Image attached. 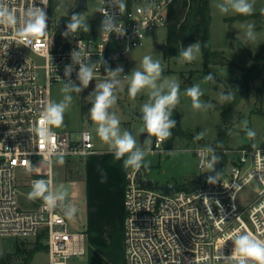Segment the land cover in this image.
I'll return each instance as SVG.
<instances>
[{"label":"built area","instance_id":"1","mask_svg":"<svg viewBox=\"0 0 264 264\" xmlns=\"http://www.w3.org/2000/svg\"><path fill=\"white\" fill-rule=\"evenodd\" d=\"M175 1L124 0L126 8L118 17L124 35L101 33V26L89 22L88 32L80 29L65 38L59 35L61 21L55 23L50 15L51 0H0V6L16 18L15 24L0 23V238L40 241L47 248V264H70L72 258L87 256V233L73 228L76 215L69 220L60 207L49 208L40 199L29 200L27 194L36 180H45L53 192L61 156L65 162L84 161L100 152L89 130L72 133L51 126L49 134L41 136L39 130L49 126L41 124L40 114L52 102V85L80 83V65L70 58L73 49L93 66L94 78H108L104 62L113 70L122 66L123 78L128 74V53L142 47L149 33L169 25ZM98 2L101 21L105 10H116L108 0ZM29 8H46L43 32L26 30ZM32 54L45 59V82L39 79L40 67ZM66 65H72L67 77ZM153 138L151 152H163L168 139L157 146ZM201 148L194 152L205 175L186 188L170 186L166 193L152 185L145 188L138 180L141 168H130L125 193L126 264H236L235 235L247 233L264 241V149L214 146L225 167L217 180L205 185L215 165L207 167L211 154ZM19 169L28 181L20 179ZM245 195L251 197L243 201Z\"/></svg>","mask_w":264,"mask_h":264},{"label":"rangeland","instance_id":"2","mask_svg":"<svg viewBox=\"0 0 264 264\" xmlns=\"http://www.w3.org/2000/svg\"><path fill=\"white\" fill-rule=\"evenodd\" d=\"M77 0H51L50 15L55 23L62 19L69 21L75 9ZM218 0H209L211 9V48L213 52L222 53L227 61L233 65L212 64L211 71L215 78V83L205 82L204 77L208 74L204 71L205 59L203 47L197 59L191 63L182 62L180 57L168 56L164 58L159 46L167 44L168 26L159 27L149 33L145 39L144 45L132 49L126 60L127 73L129 74L134 68H139L142 58L150 55L154 60H159L163 75L176 80L180 84V103L173 112V119L177 121L176 127H181L188 137H178L175 139L172 148L167 147V143L162 147L163 152H151L154 147V138L148 137L145 145H141V131L143 123L135 119L130 113L126 112L124 107L141 110L142 105L147 102L148 95L146 92L138 94L135 100L129 98L127 93V81H123L121 76L117 77L124 83V90H116V104L109 110L114 112L120 119L121 130H127L133 134L137 140L138 146H142L146 151L150 149L145 157L146 162H150L148 167H141L144 180L152 181L153 187L174 186L185 187L197 184L204 173L199 170V158L196 156L194 149L198 147L216 144L219 135L230 127L231 135L226 147L229 148H263L264 149V92L260 100L258 89L264 87V79L256 81L251 93L245 97L236 109L233 122L228 126L223 122L221 111L218 109L219 94L230 89L236 81L252 65L253 55L258 53L260 47L264 45V0H255L254 12L247 19H236L243 15L229 12L221 14L216 8ZM83 19L82 23L94 22L101 26L99 15L98 0H88V10L78 13ZM248 24L254 25L256 39L247 42L245 32ZM238 40L243 43L247 50H243L238 45ZM36 64L40 67L38 71L39 79L45 82V59L32 54ZM215 62H218L217 60ZM106 78H94L88 88L80 93H71L73 99L64 114V121L60 127H54L58 131H68L78 133L82 130H89L93 134L96 148L100 151H110L109 146L103 143L95 132V125L88 116V110L91 107L90 93L95 86L103 82ZM80 84V83H79ZM79 84H76L79 86ZM199 84L203 91L201 100L205 103H211L212 108L194 110L192 108L191 98L184 94V90L192 85ZM63 84H54L51 87L52 102H59L63 99ZM247 121V127L254 130L256 136L249 139L245 134L242 122ZM206 130V135L201 140H196L197 133ZM150 141V143H149ZM72 171L71 175L69 174ZM20 179L27 180V176L19 169ZM28 181V180H27ZM73 185L72 182H76ZM66 190L68 193L67 204L74 205L77 209L76 218L73 219V228L85 232L87 230V190L85 182L84 161H70L60 164L56 162L55 178L53 192ZM74 196V197H73ZM251 195L242 198L247 200ZM26 242V248L34 247V240L22 241L14 238H0V254L11 255L13 260L20 258L15 255L16 244ZM48 255L46 250L38 253L32 264H47ZM70 264H88V257H75L70 259Z\"/></svg>","mask_w":264,"mask_h":264},{"label":"clouds","instance_id":"3","mask_svg":"<svg viewBox=\"0 0 264 264\" xmlns=\"http://www.w3.org/2000/svg\"><path fill=\"white\" fill-rule=\"evenodd\" d=\"M46 3V0H44ZM109 6L116 9L115 11H104V19L101 21L100 32L106 34L124 35L125 29L119 24V14L122 13L126 4L124 0H108ZM255 0H218L216 8L221 14L229 12L240 15H252L254 12ZM264 14V9H261ZM26 30L33 31L38 29V32H43L47 24L46 8H29L25 13ZM82 18L79 14H73L71 19L66 22L65 31L62 32L63 37H68L70 33L74 34L82 29L84 32L90 30L89 25L82 23ZM15 24L16 18L8 9L0 6V23ZM247 42H252L256 39L254 25L248 24L245 32ZM201 51L199 42L189 44L183 47L178 55L182 62L191 63L195 61ZM70 58L75 64H79V72L77 79L80 84L64 83L62 92L63 99L59 102H49L45 109L40 114L42 125L49 126L41 128V136L49 134L50 127H60L64 121L65 111L72 102L71 93H80L88 88L90 82L94 79V68L90 63L85 62V58L78 49H73L70 52ZM107 77L103 82L97 84L90 96L91 107L88 110V116L95 125V132L99 139L109 146V150L116 160L123 159V167L139 170L142 166L147 168L150 162L145 161L148 155L142 146H138L136 138L127 130L122 131L120 119L114 112L109 110L116 104V90H124L123 81H127V93L130 99L135 100L138 94L146 92L148 100L141 107V119L143 127L141 132H146L149 137H155L157 146L163 141L169 139L172 135V129L176 127L177 121L173 119V112L180 103V84L169 77L163 75V68L159 60H154L152 56L145 55L140 63L139 68H134L127 75H123V81L118 79L123 74L124 69L118 66L116 69H111L107 66ZM72 71V65H66L64 76L67 77ZM58 79H61L58 75ZM205 82L215 83V78L212 73H208L204 77ZM230 89L232 87L229 86ZM184 94L191 98L192 108L194 110L209 109L213 105L205 103L201 100L203 91L199 84L192 85L184 90ZM219 102H231L234 99L233 91L229 90L227 94H219ZM245 129V134L249 139H254L256 133L254 130L247 127V121L242 122ZM206 130L197 133L195 139L201 140L205 137ZM150 143V141H149ZM217 147H222L218 144ZM201 152L209 153L210 159L207 162V167L213 169L214 165L219 161V157L215 154V149L210 145L200 149ZM58 163L63 164L62 156L58 159ZM99 170V169H98ZM215 177H209L211 183ZM107 182V173L101 172L100 183ZM68 193L66 190L52 192L48 188L45 180H36L33 182L32 190L27 194L29 200L40 199L49 208L55 209L60 207L64 216L69 220L73 219L76 214V207L71 204H66ZM233 257L236 259V264H264V241L253 238L250 234H237L233 238Z\"/></svg>","mask_w":264,"mask_h":264},{"label":"trees","instance_id":"4","mask_svg":"<svg viewBox=\"0 0 264 264\" xmlns=\"http://www.w3.org/2000/svg\"><path fill=\"white\" fill-rule=\"evenodd\" d=\"M252 17L241 16L236 19ZM211 9L209 0H176L170 7V22L168 25L167 46L169 56L179 57L178 53L183 47L199 42L203 47L205 68L209 73L212 64L233 65L227 61L222 53L213 52L211 48ZM241 49L247 50L238 40ZM251 54L252 65L245 71L232 89L234 99L231 102L218 104L223 122L228 126L233 122L236 109L253 90L256 81L264 79V45L256 54ZM218 62H215V61ZM264 87L258 89L261 100ZM168 139L167 147L172 148L178 137H188L181 127H175ZM231 135L230 127L219 135L214 147L222 144L227 146ZM85 182L87 190V238H88V264H126L125 256V193L127 174L130 168L123 167V159L116 160L109 152H100L91 155L84 160ZM99 169V170H98ZM107 173V182L100 183L101 172ZM70 170L69 174L71 175ZM185 187H178L182 189ZM26 242L16 244L15 255L20 259L13 260L11 255L0 254V264H32L35 256L47 248L40 241L34 244L32 249H27Z\"/></svg>","mask_w":264,"mask_h":264},{"label":"water","instance_id":"5","mask_svg":"<svg viewBox=\"0 0 264 264\" xmlns=\"http://www.w3.org/2000/svg\"><path fill=\"white\" fill-rule=\"evenodd\" d=\"M88 10V0H77L76 2V6L75 9L72 13L73 14H78L81 11H87ZM67 20L66 19H62L60 22V26H61V30L59 35H62V32H64L65 29V25H66ZM159 49L162 51L164 58H168L169 56V50H168V46L167 44H162L159 46ZM126 112L130 113L135 119L139 120L140 122L143 123L142 119H141V110H136V109H132L129 107H124ZM148 134L146 132H142L141 133V145L144 146L145 142L148 138ZM225 167V163L223 161H218L215 164V168L210 172V174H208L206 176V178L204 179V184L207 185L209 183V177H215L214 180H217V178L221 175V173L223 172ZM139 183L145 187L148 188L152 185V181L150 180H143V176L139 175L138 177ZM159 190L163 191L164 193L167 192V187L166 186H160L158 187Z\"/></svg>","mask_w":264,"mask_h":264},{"label":"crops","instance_id":"6","mask_svg":"<svg viewBox=\"0 0 264 264\" xmlns=\"http://www.w3.org/2000/svg\"><path fill=\"white\" fill-rule=\"evenodd\" d=\"M96 146V145H95ZM97 149V148H96ZM98 150V149H97ZM99 152H109V151H100V150H98ZM75 184L74 185H76V183H77V181L76 182H74ZM195 185V184H194ZM188 186H193V185H188Z\"/></svg>","mask_w":264,"mask_h":264},{"label":"snow or ice","instance_id":"7","mask_svg":"<svg viewBox=\"0 0 264 264\" xmlns=\"http://www.w3.org/2000/svg\"><path fill=\"white\" fill-rule=\"evenodd\" d=\"M33 31H38V29H34Z\"/></svg>","mask_w":264,"mask_h":264}]
</instances>
